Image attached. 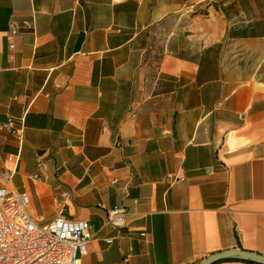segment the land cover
I'll return each mask as SVG.
<instances>
[{"label": "crops", "instance_id": "0c3cea01", "mask_svg": "<svg viewBox=\"0 0 264 264\" xmlns=\"http://www.w3.org/2000/svg\"><path fill=\"white\" fill-rule=\"evenodd\" d=\"M6 119L0 184L88 221L79 264L264 255V0H0Z\"/></svg>", "mask_w": 264, "mask_h": 264}, {"label": "built area", "instance_id": "2783aa9c", "mask_svg": "<svg viewBox=\"0 0 264 264\" xmlns=\"http://www.w3.org/2000/svg\"><path fill=\"white\" fill-rule=\"evenodd\" d=\"M28 25V23L24 22ZM18 26L10 25L7 32V47L11 51L15 46ZM0 129L13 133L18 142H22V126H16L12 119L0 121ZM46 168V163L39 162ZM37 180L39 176H29ZM0 184V264H79L80 255L85 252L90 239L89 223L83 219H69L58 214L50 221L35 214L30 208V199L25 191H19L10 185L11 173L1 177ZM116 179H112L115 182ZM181 180L174 177L171 183ZM126 192V189H124ZM68 197V192H63ZM127 209L114 205L106 209V222L114 228L126 225ZM128 229H133L129 227ZM147 232L139 230L145 237ZM111 242V238H106ZM129 254L126 255V258Z\"/></svg>", "mask_w": 264, "mask_h": 264}, {"label": "water", "instance_id": "95a60500", "mask_svg": "<svg viewBox=\"0 0 264 264\" xmlns=\"http://www.w3.org/2000/svg\"><path fill=\"white\" fill-rule=\"evenodd\" d=\"M227 258L246 260L258 264H264V255L240 249H229L210 254L204 257L198 264H213L216 261Z\"/></svg>", "mask_w": 264, "mask_h": 264}]
</instances>
